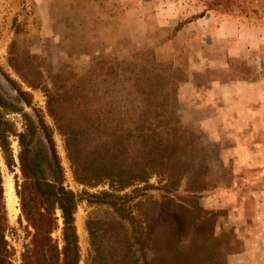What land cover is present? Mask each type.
Listing matches in <instances>:
<instances>
[{"label": "rangeland", "instance_id": "1", "mask_svg": "<svg viewBox=\"0 0 264 264\" xmlns=\"http://www.w3.org/2000/svg\"><path fill=\"white\" fill-rule=\"evenodd\" d=\"M5 76L31 95L30 106L21 104L24 111H40L52 128L42 86L57 89L71 107L80 104L79 111L90 105V98L75 88L79 80L103 93L108 89L102 96L112 104L119 98L114 90L128 80L171 88L187 142L182 164L188 176L172 193L157 189L153 177L149 184L155 188L138 193L129 188L119 194L132 195L134 219L125 227L139 240L134 245L138 264L144 263V253L149 255L148 248L163 255L158 264H264V129H225L220 117L228 111L239 118L246 101L254 103V112L264 106V0H0V82L10 90ZM256 82L254 88L247 87ZM14 96L10 91L6 97ZM103 110L105 117L115 116L108 103ZM10 118L20 130L21 116ZM53 140L64 185L82 197L74 225L79 264H85L90 249L86 220L113 216L82 193L98 194L109 186L77 184L63 137L54 131ZM11 149L16 167L9 170L0 164L5 263L23 264L33 230L16 196L21 176L15 139ZM198 180L206 189L196 193L194 202L189 188ZM8 185L15 214L9 207ZM137 202L141 204L134 206ZM55 217L51 237L61 247L59 211Z\"/></svg>", "mask_w": 264, "mask_h": 264}, {"label": "trees", "instance_id": "2", "mask_svg": "<svg viewBox=\"0 0 264 264\" xmlns=\"http://www.w3.org/2000/svg\"><path fill=\"white\" fill-rule=\"evenodd\" d=\"M4 79L12 88L6 90L0 82V164L2 161L9 170L16 167L11 149V139H15L21 176V183L16 184V196L21 215L33 230L22 256L23 264L80 262L74 215L82 197L64 185V170L55 148L54 131L63 137L75 182L90 188L102 184L109 186V190L98 194L82 193L95 199L89 203L105 205L110 210L107 214L113 216L112 220L99 217L86 220L90 249L85 264H138L134 245L139 240L125 227L128 219H134L130 204L132 195L119 194L129 188L133 193L155 188L149 184L153 177L158 180L157 189L172 193L188 176V169L182 164L187 142L180 132L182 126L173 90L163 83L157 87L141 86L137 81L128 80L130 82L114 90L115 96H119L115 104L107 102L115 111V116L109 118L101 114L105 112L103 107L107 103L103 96L108 95V89L103 93L98 87L89 88L87 80H79L75 88L90 98V105L79 111L80 104L71 107L57 89L42 86L52 128L40 111L32 109V114L24 111L21 104L30 106L31 95L7 76ZM27 84L34 89L39 87L33 82ZM10 91L16 92L13 101L6 97ZM13 114L22 118L20 130L10 118ZM2 184L0 165V264H6ZM189 189L192 193L189 198L195 202L199 198L196 193L206 188L198 180ZM140 204L137 202L134 206ZM57 211L62 220L61 247L51 237L57 227ZM145 239L150 238L146 236ZM148 249L150 253L148 256L144 253L143 264H158V260H164L159 251Z\"/></svg>", "mask_w": 264, "mask_h": 264}, {"label": "crops", "instance_id": "3", "mask_svg": "<svg viewBox=\"0 0 264 264\" xmlns=\"http://www.w3.org/2000/svg\"><path fill=\"white\" fill-rule=\"evenodd\" d=\"M247 84V83H246ZM255 85H258V82L256 83H251V84H247V87H252L254 88ZM228 87V86H226ZM254 103H250L249 101H246L245 104H243V107H244V113L242 115H238L239 118H236L237 115L236 114H232L231 116H229L228 114V111H224L223 113V116H220L222 117V121H224L225 123H227V125L224 127L225 129H231V128H234L235 130H238L240 129L241 131H248V130H256L257 127L259 126H262L260 127L261 129H264V106H261L254 112L252 110L253 105ZM239 106H241L239 104ZM238 108H236L235 110H237ZM231 110V108H230ZM238 113L239 112V109H238ZM230 120V121H229ZM232 121H239V126H235V124L232 125ZM223 126V123H221L220 127Z\"/></svg>", "mask_w": 264, "mask_h": 264}, {"label": "bare ground", "instance_id": "4", "mask_svg": "<svg viewBox=\"0 0 264 264\" xmlns=\"http://www.w3.org/2000/svg\"><path fill=\"white\" fill-rule=\"evenodd\" d=\"M11 189H12L11 186L8 185L7 186L8 202H9L10 211L15 214L18 212V210L14 208V204L16 203V201L14 199L12 192H11Z\"/></svg>", "mask_w": 264, "mask_h": 264}]
</instances>
